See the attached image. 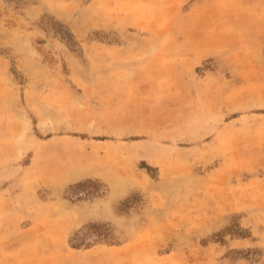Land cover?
I'll return each mask as SVG.
<instances>
[{"label":"rangeland","instance_id":"obj_1","mask_svg":"<svg viewBox=\"0 0 264 264\" xmlns=\"http://www.w3.org/2000/svg\"><path fill=\"white\" fill-rule=\"evenodd\" d=\"M0 264H264V0H0Z\"/></svg>","mask_w":264,"mask_h":264}]
</instances>
